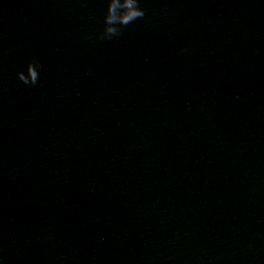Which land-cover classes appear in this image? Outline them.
Returning a JSON list of instances; mask_svg holds the SVG:
<instances>
[{
  "label": "clouds",
  "instance_id": "clouds-1",
  "mask_svg": "<svg viewBox=\"0 0 264 264\" xmlns=\"http://www.w3.org/2000/svg\"><path fill=\"white\" fill-rule=\"evenodd\" d=\"M141 0H106V11L103 20V29L97 34L99 40H112L119 37L124 29L133 22L143 19L145 9L140 6ZM188 49H181V54ZM42 65L36 58L26 64L24 70L16 73L17 79L26 86H36L40 79Z\"/></svg>",
  "mask_w": 264,
  "mask_h": 264
}]
</instances>
